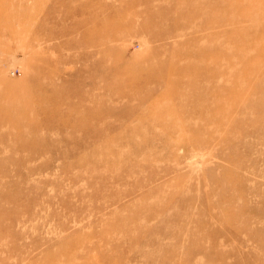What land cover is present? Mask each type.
Wrapping results in <instances>:
<instances>
[{
	"label": "rangeland",
	"instance_id": "obj_1",
	"mask_svg": "<svg viewBox=\"0 0 264 264\" xmlns=\"http://www.w3.org/2000/svg\"><path fill=\"white\" fill-rule=\"evenodd\" d=\"M0 264H264V0H0Z\"/></svg>",
	"mask_w": 264,
	"mask_h": 264
},
{
	"label": "bare ground",
	"instance_id": "obj_2",
	"mask_svg": "<svg viewBox=\"0 0 264 264\" xmlns=\"http://www.w3.org/2000/svg\"><path fill=\"white\" fill-rule=\"evenodd\" d=\"M181 27H182V24L179 25V23H176V24H175V28H174V30H177L178 28L181 29Z\"/></svg>",
	"mask_w": 264,
	"mask_h": 264
}]
</instances>
